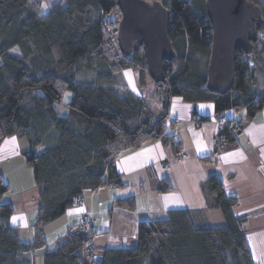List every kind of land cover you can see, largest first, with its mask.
Listing matches in <instances>:
<instances>
[{
    "label": "trees",
    "instance_id": "trees-1",
    "mask_svg": "<svg viewBox=\"0 0 264 264\" xmlns=\"http://www.w3.org/2000/svg\"><path fill=\"white\" fill-rule=\"evenodd\" d=\"M146 1L169 9L176 54L162 65L165 81L154 86L164 111L158 117L140 95L115 87L125 70H136L141 85L148 75L143 48L128 56L119 49L116 0H63L46 11L43 0H0V146L9 137L28 141L22 155L39 192L29 224L34 240L25 243L12 224L13 204L3 199L9 184L0 174V264H35L32 252L47 244L44 227L74 208L75 197L121 184L118 156L150 141L173 144L166 122L173 97L193 106L212 102L217 114L234 108L252 118L264 110L254 86L256 68L264 66V0H252L263 10L257 40L251 53L235 51L232 89L223 94L206 88L212 25L205 0ZM15 47L18 54L11 52ZM89 70L92 81L76 82ZM225 130L220 147L234 143L238 129ZM152 177L156 191L171 192L167 178ZM206 184L215 195L207 206L220 209L225 226H207L201 209H172L141 220L135 245L109 248L91 244L93 230L85 235L71 227L43 252V264H255L246 235L264 227V208L235 213L239 198L226 193L221 179L214 174ZM116 204L134 210L136 200L118 198Z\"/></svg>",
    "mask_w": 264,
    "mask_h": 264
},
{
    "label": "crops",
    "instance_id": "crops-1",
    "mask_svg": "<svg viewBox=\"0 0 264 264\" xmlns=\"http://www.w3.org/2000/svg\"><path fill=\"white\" fill-rule=\"evenodd\" d=\"M124 75L134 84V94L156 103V108L152 109L155 115L164 114L160 102L155 100L157 95L156 98H148L145 87L149 90L151 84L146 81L145 86L138 85L136 70H125ZM255 75V91L259 96H264V66H258ZM151 90L154 91L153 88ZM171 100L166 122L172 124L167 133L174 136L173 144L150 141L118 156L114 163L121 184L112 188L106 184L95 192L83 195L82 208L75 206L60 217H67L64 230L60 231V224L55 223L60 218L45 226L47 244L32 252L35 264H43V252L53 250L59 238L64 237L71 227L76 228L84 210L90 209L96 222L91 232V244L96 248H109L135 245L137 226L143 219L160 217L172 209H201L204 213L215 209L207 206L213 202L215 195L206 184L208 177L214 174L221 179L227 194L239 198L235 213L264 206V110L252 118L246 116L245 110L233 108L222 112L241 120L242 126L234 131V143L220 147L211 141L216 128L215 119L222 115L215 112L212 102H200L193 106L180 98L173 97ZM193 109L197 115H193ZM201 117H205V120H202L201 131H198L195 122ZM28 147L26 139L15 137L5 139L0 146V174L9 184V191L3 199L13 204L12 224L19 227L18 236L25 243L34 240L29 224L36 217L35 210L39 205V192L37 189L33 191L35 182L22 155ZM42 150V146L36 147L37 152ZM181 150L188 153V158L179 162L174 155ZM163 163L169 165L165 171L162 170ZM152 176L158 180L167 178L172 186L171 192L156 191ZM129 197L136 200L134 210L117 206L118 198Z\"/></svg>",
    "mask_w": 264,
    "mask_h": 264
},
{
    "label": "water",
    "instance_id": "water-1",
    "mask_svg": "<svg viewBox=\"0 0 264 264\" xmlns=\"http://www.w3.org/2000/svg\"><path fill=\"white\" fill-rule=\"evenodd\" d=\"M212 25L211 50L207 64L206 88L218 93L232 89L235 51L251 53L257 40V19L263 10L252 0H205ZM121 19L118 22V46L128 56L143 48L148 75L154 83H163L162 65L175 58L168 36L169 9L159 1L116 0Z\"/></svg>",
    "mask_w": 264,
    "mask_h": 264
},
{
    "label": "rangeland",
    "instance_id": "rangeland-1",
    "mask_svg": "<svg viewBox=\"0 0 264 264\" xmlns=\"http://www.w3.org/2000/svg\"><path fill=\"white\" fill-rule=\"evenodd\" d=\"M63 0H43V5H42V9L44 11L48 10V7H51V6H54L56 5V3L58 2H62ZM12 53H17L18 54V49L15 47L14 49L11 50ZM0 63H1V60H0ZM124 72L123 71L119 77L117 76V81H118V85H116L115 87H117V90L118 92L124 94V92L127 90H132L133 93H134V84H132V82L130 81V78H128L127 76L124 75ZM139 75V74H138ZM95 77V72L93 70H89V71H85L83 73H80L76 76V82H90L92 81V79ZM138 80H139V76H138ZM147 83L151 84V88H149V90L147 89V87H145V91H147V93H149L148 95V98L149 96L150 97H153V98H156L155 95H156V90H154V86H155V83L153 80L150 79L149 75H146V79ZM140 86H145L146 85V82H145V85H141L140 84V80H139V84ZM153 88L154 91H152L151 89ZM147 89V90H146ZM71 97V94L70 93H66L65 95V101H68ZM158 97L155 99L157 101ZM144 101H148V104L149 106L151 107V109L156 108V103L153 102L152 100H148L146 98V100L144 99ZM151 101V102H150ZM58 112L60 114H65L67 112V110L65 109L64 106L60 105L58 107ZM156 116H160V113L157 114L156 113ZM31 175H32V171H31ZM9 177V175H8ZM33 179V177H32ZM113 187V186H112ZM112 187H109V188H112ZM35 188H33V191H34ZM31 195V193H30ZM39 195V193H38ZM32 203V201H31ZM84 204V203H83ZM36 206V205H35ZM77 208H82L83 205H75ZM263 206V205H262ZM260 208H264L263 207H259V208H253V209H249L250 212H258V210ZM209 210V209H208ZM88 211L91 213L92 217H93V212H91L90 209L88 210H84L83 213L81 214V217H83V215L85 214V212ZM248 212V211H247ZM217 214V215H216ZM221 211L219 208H216V209H210L208 212H205L204 213V217H206V222L205 224L207 226H210V227H213V228H216V227H222V226H225V219L224 217H222L221 215ZM222 219H221V217ZM80 217V218H81ZM66 216L63 217V218H60L58 220H56V224H60V231L61 230H64V225H65V220H66ZM94 219V217H93ZM94 222H95V219H94ZM105 223V222H104ZM96 224V222H95ZM106 224V223H105ZM256 226H258L259 224H254ZM55 226V225H54ZM74 231H78V229H74ZM247 240H248V245H249V248L251 249V252H252V256L254 258V261H255V264H264V227H260L259 229H255V230H252L250 231L247 235Z\"/></svg>",
    "mask_w": 264,
    "mask_h": 264
},
{
    "label": "built area",
    "instance_id": "built-area-1",
    "mask_svg": "<svg viewBox=\"0 0 264 264\" xmlns=\"http://www.w3.org/2000/svg\"><path fill=\"white\" fill-rule=\"evenodd\" d=\"M261 36L264 35V30L261 31ZM215 125V133L212 135L211 141L215 144H222L226 140V134L225 129L226 127H230L231 130L240 129L242 126V121L239 119H236L235 117H228L224 114L219 115L216 119ZM204 121H197L195 122L196 128L198 131H201ZM174 158H176L179 162L185 160L188 158V153L184 151H178L174 155ZM169 168L168 163L162 164V170H167ZM109 187H112L111 184H108ZM75 205H83L84 201L81 197H75L74 199ZM81 224H79L76 229H78V232L80 234H85L90 230H93L95 228V222L90 212L86 211L83 217H81Z\"/></svg>",
    "mask_w": 264,
    "mask_h": 264
},
{
    "label": "snow or ice",
    "instance_id": "snow-or-ice-1",
    "mask_svg": "<svg viewBox=\"0 0 264 264\" xmlns=\"http://www.w3.org/2000/svg\"><path fill=\"white\" fill-rule=\"evenodd\" d=\"M15 219V218H14Z\"/></svg>",
    "mask_w": 264,
    "mask_h": 264
}]
</instances>
